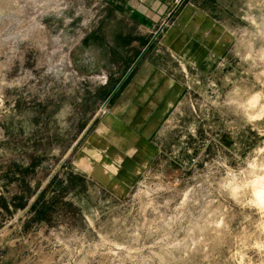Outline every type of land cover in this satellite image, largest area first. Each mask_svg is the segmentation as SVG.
Masks as SVG:
<instances>
[{"label": "rangeland", "instance_id": "1", "mask_svg": "<svg viewBox=\"0 0 264 264\" xmlns=\"http://www.w3.org/2000/svg\"><path fill=\"white\" fill-rule=\"evenodd\" d=\"M0 198V264H264V0H0Z\"/></svg>", "mask_w": 264, "mask_h": 264}, {"label": "trees", "instance_id": "2", "mask_svg": "<svg viewBox=\"0 0 264 264\" xmlns=\"http://www.w3.org/2000/svg\"><path fill=\"white\" fill-rule=\"evenodd\" d=\"M20 205H22V204H20ZM0 207L1 208L6 207V203L4 200H1ZM49 208H50V206L46 205V202H44V201L40 202V210L36 212V214L40 215V220H46L47 219V214H48Z\"/></svg>", "mask_w": 264, "mask_h": 264}, {"label": "crops", "instance_id": "3", "mask_svg": "<svg viewBox=\"0 0 264 264\" xmlns=\"http://www.w3.org/2000/svg\"><path fill=\"white\" fill-rule=\"evenodd\" d=\"M143 79V78H142ZM142 79H139V80H142Z\"/></svg>", "mask_w": 264, "mask_h": 264}]
</instances>
